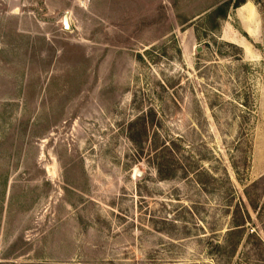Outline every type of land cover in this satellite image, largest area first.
Masks as SVG:
<instances>
[{"label": "rangeland", "instance_id": "rangeland-1", "mask_svg": "<svg viewBox=\"0 0 264 264\" xmlns=\"http://www.w3.org/2000/svg\"><path fill=\"white\" fill-rule=\"evenodd\" d=\"M0 264H264V0H0Z\"/></svg>", "mask_w": 264, "mask_h": 264}, {"label": "trees", "instance_id": "trees-1", "mask_svg": "<svg viewBox=\"0 0 264 264\" xmlns=\"http://www.w3.org/2000/svg\"><path fill=\"white\" fill-rule=\"evenodd\" d=\"M242 3L240 2L239 4H236V6H233V8H239L240 4H242ZM229 5H231V2L227 3V5H225L224 7L220 8L221 9L220 12H221V15H222L223 19H226L227 16H228V11H229V9L231 7ZM260 183H261L260 181H257L255 183H253L250 186V188H248L245 191V195H246V198L248 200L249 207L255 213L258 212V210H259L258 202L260 200V197L259 198L255 197V195L253 196L252 193L254 194L253 191L258 189L259 186H261ZM258 216H259V213H258ZM249 221H250V216H249L248 211L245 212V211H243L242 208L238 207L236 209L234 217H233L234 230L230 231L228 233V236L229 237H237L240 240V238H242L245 235V233H246L247 224H248ZM249 237L252 240H256L257 242H259L258 239H256V237L254 235H252V236L250 235ZM259 244H262V242H259Z\"/></svg>", "mask_w": 264, "mask_h": 264}, {"label": "crops", "instance_id": "crops-1", "mask_svg": "<svg viewBox=\"0 0 264 264\" xmlns=\"http://www.w3.org/2000/svg\"><path fill=\"white\" fill-rule=\"evenodd\" d=\"M252 14V18L250 17H238L239 21L241 22V24L244 26H247L248 30L246 28H243V31L249 35V36H253L256 34V32H258V29H256L258 27L259 24V20H257L258 18L256 17L255 13L250 12ZM253 27V28H252ZM252 28V29H251Z\"/></svg>", "mask_w": 264, "mask_h": 264}, {"label": "water", "instance_id": "water-1", "mask_svg": "<svg viewBox=\"0 0 264 264\" xmlns=\"http://www.w3.org/2000/svg\"><path fill=\"white\" fill-rule=\"evenodd\" d=\"M63 24H64V28L69 30L70 27H69V12H66L64 14V18H63Z\"/></svg>", "mask_w": 264, "mask_h": 264}]
</instances>
